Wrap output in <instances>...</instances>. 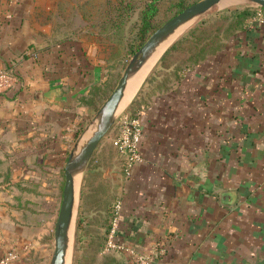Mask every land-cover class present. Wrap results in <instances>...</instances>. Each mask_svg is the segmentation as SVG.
<instances>
[{
    "label": "crops",
    "instance_id": "obj_1",
    "mask_svg": "<svg viewBox=\"0 0 264 264\" xmlns=\"http://www.w3.org/2000/svg\"><path fill=\"white\" fill-rule=\"evenodd\" d=\"M89 14L85 0H0V66L16 75L0 91L7 264L50 261L61 171L89 109L80 97L104 68ZM171 69L131 104L141 160L125 171L112 129L114 155L99 143L98 170L121 201L114 239L127 259L152 254L148 264H264V25L248 20L201 63L177 78Z\"/></svg>",
    "mask_w": 264,
    "mask_h": 264
},
{
    "label": "rangeland",
    "instance_id": "obj_2",
    "mask_svg": "<svg viewBox=\"0 0 264 264\" xmlns=\"http://www.w3.org/2000/svg\"><path fill=\"white\" fill-rule=\"evenodd\" d=\"M145 1L146 0H85L87 3L88 14L90 13L89 15L92 16L98 14V30H101L102 32L100 33L101 36H98V44L101 48L102 46L104 47L100 54L98 53V63H101L104 68L101 69V80L97 83V86L100 84L102 90L97 94L95 107L86 105L89 109L86 115V120L81 125L80 136L94 123L98 108L115 87L125 65L131 58L133 54L131 53V49L136 51L142 45L137 39V29L139 27V12ZM172 1L173 0H164L162 2L160 12L155 18L157 23H161L168 15V10L172 5L170 2ZM124 2H127V5L124 6ZM231 7L249 8L253 15L257 9L256 4L249 0H239L235 3L224 6H218V3H216L205 13L190 22L188 26L178 34V36L185 32L188 27L201 19L211 17L217 12ZM106 14L111 15V20L114 16H116V19L120 18V22L111 23V20L105 21L103 18ZM178 36H176L175 39ZM159 58L160 57H158L148 71L130 102L122 107L117 114L129 109L133 100H135L136 96L146 85V82L148 81L146 78L155 68ZM157 73L158 70L156 71V74ZM160 73L163 74V71ZM93 85L95 84H92L91 86ZM82 96L83 95H81V97ZM111 132L108 135L106 134L99 142L101 143L104 141V144L108 145V158L114 155V151L111 147L112 145L109 143L108 139ZM89 133L90 131L85 135L83 134L84 136L81 142L86 139ZM79 138L72 140L70 150L74 147V144ZM98 146L99 144L90 157L87 166L81 171L77 188L78 198L75 205L74 226H72L71 229L66 264H129L124 249H105L108 234L105 225H108L110 222L107 209H111L116 197L112 191L109 179L104 177L102 170H98V157L100 152ZM63 184L64 166L61 171V178L59 179L58 194L61 198ZM26 257H29L32 264H35L36 261L38 262L37 255L30 253V255H27Z\"/></svg>",
    "mask_w": 264,
    "mask_h": 264
},
{
    "label": "water",
    "instance_id": "obj_3",
    "mask_svg": "<svg viewBox=\"0 0 264 264\" xmlns=\"http://www.w3.org/2000/svg\"><path fill=\"white\" fill-rule=\"evenodd\" d=\"M219 1L220 0H197L184 7L158 26L148 36L144 43L132 54L128 63L125 65L122 74L118 78L115 87L98 108L94 123L92 124L93 127L86 139L81 142L85 132L81 136L79 135L80 138L79 136L77 137L79 139L69 151L64 164L62 199L54 226V245L49 264L67 263L68 248L70 244V228L72 225L74 226L75 205L78 198L75 189V174L78 171H82L87 166L95 148L114 125L119 115V113L117 114V108L124 95V90L130 74L136 71L154 52V50L179 27L185 23L189 24ZM249 1L264 7V0ZM174 39L167 45V47L174 41ZM228 196L229 192H225L223 194V199L230 201Z\"/></svg>",
    "mask_w": 264,
    "mask_h": 264
},
{
    "label": "trees",
    "instance_id": "obj_4",
    "mask_svg": "<svg viewBox=\"0 0 264 264\" xmlns=\"http://www.w3.org/2000/svg\"><path fill=\"white\" fill-rule=\"evenodd\" d=\"M163 1L164 0H146L141 7L139 12V27L137 29V39L141 44H143L148 36L163 22L197 0H173L170 2L172 5L168 10V15L161 23H157L155 18L160 12V6ZM125 5H127V2H124V6ZM252 15L253 13L249 8L231 7L194 23L165 49L155 68L147 76L146 80L149 81L153 79V73L156 72L160 66L163 68L172 67L168 75L170 74L177 78L179 76L178 71L191 69L204 61L209 55L222 49L230 37L235 35L237 31L247 27L248 20ZM103 19L105 21H110L111 15L106 14ZM112 22L118 23L120 22V18L116 19V16H114L111 20V23ZM96 24L99 36L102 32L98 30V18L92 22V26ZM134 52L135 51L131 49V53ZM167 80L168 76L164 77L163 81H161L163 85L167 84ZM101 90L100 84L98 86L97 84L91 86L87 93L80 98V104L95 107L97 94ZM129 108L130 113L133 115L135 112L134 108L132 106ZM80 130L81 127L76 131L75 138L79 136ZM113 205L111 209H107L110 222L108 225H105L106 231L110 229L111 219L113 217ZM128 260L129 264H134L132 259L130 260L129 258Z\"/></svg>",
    "mask_w": 264,
    "mask_h": 264
},
{
    "label": "built area",
    "instance_id": "obj_5",
    "mask_svg": "<svg viewBox=\"0 0 264 264\" xmlns=\"http://www.w3.org/2000/svg\"><path fill=\"white\" fill-rule=\"evenodd\" d=\"M5 1L12 2L14 0ZM256 7V12L250 17L249 22L256 23L257 25H264V8L259 5H256ZM15 80L16 75L11 67L0 66V91L10 88ZM111 129V131H113V134L111 135L112 145L122 158L125 171L129 172L132 166L141 160L139 146L142 136V128L139 123V117L135 113L132 115L126 110L122 111L119 113ZM120 209L121 201L117 200L113 205V217L111 219L110 229L108 230L105 249H126L121 242L114 239ZM14 256L15 254L12 251H8L7 254L0 258V264H7L14 258ZM151 257L152 254L150 253H134L133 258L131 259L134 264H148Z\"/></svg>",
    "mask_w": 264,
    "mask_h": 264
},
{
    "label": "bare ground",
    "instance_id": "obj_6",
    "mask_svg": "<svg viewBox=\"0 0 264 264\" xmlns=\"http://www.w3.org/2000/svg\"><path fill=\"white\" fill-rule=\"evenodd\" d=\"M239 0H220L218 2V6H224V5H228L231 3H235ZM188 23H185L184 25H182L181 27H179L174 33H172L166 40H164L155 50L154 52L147 58V60L134 72H132L130 74V77L128 79L127 85L125 87L124 90V95L119 103V106L117 108V112L124 107L125 105H127L130 100L132 99V97L134 96V94L136 93V91L138 90L139 86L141 85V83L143 82L145 76L147 75L148 71L151 69V67L153 66V64L156 62V60L158 59V57L161 55V53L163 52V50L167 47V45L185 28V26ZM163 54V53H162ZM93 125H91V127L84 133V135L86 133H88L89 131H91ZM83 135V136H84ZM88 136V135H87ZM83 138V137H82ZM82 140V139H81ZM80 176H81V171H78L75 174V189H76V196H77V188H78V184H79V180H80ZM73 226V225H72ZM72 226L70 228V235H71V229ZM69 249V248H68ZM69 251V250H68Z\"/></svg>",
    "mask_w": 264,
    "mask_h": 264
}]
</instances>
